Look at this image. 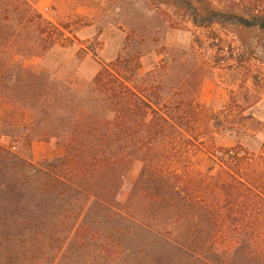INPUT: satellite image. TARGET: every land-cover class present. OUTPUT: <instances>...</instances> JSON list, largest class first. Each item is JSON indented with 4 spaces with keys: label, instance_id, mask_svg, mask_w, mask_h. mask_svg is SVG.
<instances>
[{
    "label": "trees",
    "instance_id": "16d2710c",
    "mask_svg": "<svg viewBox=\"0 0 264 264\" xmlns=\"http://www.w3.org/2000/svg\"><path fill=\"white\" fill-rule=\"evenodd\" d=\"M152 2L166 16L161 6L172 7L173 22H190L219 53L215 26L264 37V0ZM63 34L42 23L41 50ZM11 35L4 30L0 38ZM142 55L125 42L83 91L0 58V101L31 112V141L52 138L65 149L34 161L0 145V264H222L221 254L230 257L226 264H264V193L255 176L235 175V165L250 159L235 152L239 144L225 149L235 170L203 190L180 158L206 143L196 119L201 106L167 102L164 82L140 72ZM224 244L234 246L215 247Z\"/></svg>",
    "mask_w": 264,
    "mask_h": 264
},
{
    "label": "rangeland",
    "instance_id": "374dc122",
    "mask_svg": "<svg viewBox=\"0 0 264 264\" xmlns=\"http://www.w3.org/2000/svg\"><path fill=\"white\" fill-rule=\"evenodd\" d=\"M161 8L168 16L152 0H0V33L10 29L12 33L8 42L0 38V58L7 64L43 68L83 91L101 64L114 59L127 42L143 52L140 72H153L155 80L164 82L167 102L201 106L196 119L206 143L180 157L193 176L202 178L200 187L207 190L237 168L236 176H255L258 190L264 193V37L254 30L215 26L224 48L219 53L203 31L187 21L173 22L174 9ZM46 22L64 34L44 51L40 33ZM47 29L53 31L49 26L43 30ZM236 31L246 39V47ZM195 36L204 43H195ZM229 45L232 51L227 50ZM31 116L27 108L0 101V145L34 161L63 156L64 147L54 139L26 137ZM234 147L250 160L231 171L224 150ZM139 167L135 164L125 180L121 199L126 198ZM223 246L234 244L215 247ZM220 258L222 264L230 259L222 254Z\"/></svg>",
    "mask_w": 264,
    "mask_h": 264
}]
</instances>
